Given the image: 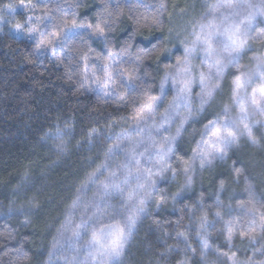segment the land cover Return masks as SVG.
Segmentation results:
<instances>
[{"label":"trees","instance_id":"obj_1","mask_svg":"<svg viewBox=\"0 0 264 264\" xmlns=\"http://www.w3.org/2000/svg\"><path fill=\"white\" fill-rule=\"evenodd\" d=\"M218 2L45 0L57 18L53 24L65 17L74 18L78 24L95 25L101 13L109 12L114 21L106 39L74 29L77 34L62 39L53 52L51 48L37 51L35 40L18 35L20 30L15 27L16 32L5 27L27 21L28 17L33 18L31 27L35 26V17L42 16L45 4L38 0H0V15L4 17L0 26V264L91 263L85 260L87 237L75 225L89 217L99 218L101 211H111L123 203L118 192H103L100 181L115 171V183L123 187L126 169L120 165L127 162L128 142L121 149H114L110 160L106 161L105 152L118 137L127 135L136 140L138 130L135 125L130 127V107H124L113 97H103L95 85L81 87L82 57L87 54L92 62H97V55L107 57L111 50L120 60L119 53L129 42V36L139 33L130 41L131 47L123 58L133 61L140 49L157 45L155 51L143 58L140 75L145 86L152 89V95H159L164 70L181 57L169 40V29L175 27L176 33L184 19L207 13ZM161 3L165 5L163 9L159 7ZM57 5L61 6L59 10ZM157 14L161 23L152 25L151 18ZM253 22L249 34L264 33V19L255 16ZM47 30L57 28L49 26ZM250 43V50L239 61L244 69L252 64L254 54L264 52V41ZM164 48L170 49V54L157 59ZM237 74L236 68L227 69L214 99L185 123L173 145L176 155L170 159L174 168L182 166L176 162L177 156L186 160L192 155L203 125L222 115L223 105L230 102L231 82ZM169 99L167 90L159 111L164 110ZM57 129L62 131L58 133ZM93 129L96 131L90 141ZM253 134L257 144L242 137L223 159L217 158L204 168L197 163L191 173V185L185 184L182 173L173 176L168 171L155 176L156 192L166 193V202L157 206L155 197L147 201L145 213L137 219L123 252L109 264H178L184 260L188 264H228L225 257L216 254V249L235 253L242 264H264V235H258L255 241L241 240L237 235L229 244L224 233L225 221L246 222L251 218L246 215L247 206L240 207L247 204L250 192L255 193L256 207L264 210V125H253ZM138 158L143 166H148L145 157ZM105 162L108 168L102 169L103 174L95 182L89 180V174ZM235 169L242 170L239 176ZM217 198L222 205L217 206ZM218 210L223 220L216 221ZM202 211L214 221V227H208L212 250H206V258L201 256V241L195 235V223ZM103 222H109L107 217ZM74 229L79 235H74ZM179 232L189 236L191 248L185 247Z\"/></svg>","mask_w":264,"mask_h":264},{"label":"snow or ice","instance_id":"obj_2","mask_svg":"<svg viewBox=\"0 0 264 264\" xmlns=\"http://www.w3.org/2000/svg\"><path fill=\"white\" fill-rule=\"evenodd\" d=\"M38 2L45 4V11L42 16L35 17V26L27 28L29 37L36 41L37 51L51 48L55 52V48L62 39L77 34L73 31L74 29L87 31L92 36L105 39L112 30L114 21L110 12L101 13L95 25L78 24L74 18L69 20L65 17H61L58 24H53L57 18L53 16L51 9L47 8L45 0H38ZM6 7L13 8L12 5H6ZM60 7L57 5L58 10ZM159 7L163 9L165 5L161 3ZM236 7L237 5L228 2V0L210 6L211 13H213L212 18L193 29L191 41H181L182 56L164 70L160 79L159 95H152V89L145 86L140 75L143 58L155 51L157 45H153L152 49H140L133 61L123 58L128 52V48L131 47L130 41L139 33L129 36V42H126L125 47L119 53L120 60L115 58L116 54L111 50L108 51L107 57L97 55L95 57L97 62H92L87 54L82 57L81 87L88 84L95 85L103 97H113L124 107H130V127L135 125L138 134L147 129V135L140 140H134L127 135L118 137L117 141L111 144L105 152L106 161L110 160L113 150L121 149L125 141L128 142V147L125 150L127 162L122 161L120 165L126 169L123 187L115 183L117 178L115 171L109 172L104 180L100 181L103 192L109 190L118 192L123 203L119 208L111 211H101L99 218L89 217L88 220H82L81 223L75 225V229L84 230L87 237L85 246L94 250L92 253L94 260L97 257L101 258L100 264H107L110 258L121 255L137 219L142 213H145L146 203L149 199L155 197L157 206L166 202L167 194L156 192L155 176H161L168 171H171L173 176L182 173L185 176V184L191 185V173L197 163L200 168H204L205 165L217 158L223 159L228 149L237 145L242 137H247L252 144L258 143L253 134V125H264V53L254 54L251 59L255 61V64L247 70L240 65L239 61L242 54L246 50H250V41H264V33L249 35L256 12L264 15V6L248 4L247 7L255 11L249 12L241 20L236 19L240 15L238 12L222 11V9H235ZM3 19V15H0V20ZM144 19L147 23L148 18ZM32 20V17H28L26 23L30 24ZM160 23L159 14L151 18L152 25ZM49 26L55 27L57 30L49 32L47 30ZM14 27L17 30H22L25 25L16 23ZM261 46H264V43ZM165 54H170V49H162L156 58L159 59ZM197 54L200 59L199 65L193 63ZM128 63H132L134 66L127 68ZM229 68H236L238 72L231 82L230 102L223 105L222 115H217L203 125L199 130L200 139L192 148V155L186 160L177 156L176 162L182 166L174 168L170 159L176 155L174 141L181 135L182 129L190 117L203 110L214 99L216 92L221 88L226 70ZM197 83L200 92L196 94L198 103L195 105L196 111L194 112L192 91L193 86ZM169 84L174 90V95L168 101L163 112H159L160 106L165 102L166 87ZM158 115L159 121L156 119ZM176 121L179 123L174 132L169 131L168 135L160 136L159 139L153 135L154 131L159 132L161 129L167 131L165 125ZM61 131V129H57L58 133ZM95 131L93 129L90 133V141L93 139ZM123 131L128 132L127 129ZM140 148H143V151H138ZM138 157H145L148 166H143ZM107 168L108 164L105 162L94 169L88 179L95 182V178L103 174L102 169ZM153 168L156 169L155 172H153ZM235 172L239 176L242 170L235 169ZM220 188H224V181L220 182ZM255 200V193L250 192L247 204L240 205V207L247 206L246 215L251 217L246 222L239 219L224 222L225 240L229 244L237 235L241 240L249 241H255L258 235H264V210L256 207ZM216 204L220 206L222 201L217 198ZM105 217H107L108 223L103 222ZM215 218L216 221L223 220L221 211L215 212ZM89 225L92 226L89 227ZM210 226L214 227V221L209 219L207 212L202 211L195 223V235L201 241V256L203 258H206V250H212L208 241V227ZM75 229L73 230L74 235H79ZM177 235L183 238L186 248H191L188 243L189 236L185 232H179ZM192 251L195 252V249ZM215 251L218 256L225 257L228 264H242L235 253L230 255L219 249ZM178 264H188V261H180Z\"/></svg>","mask_w":264,"mask_h":264},{"label":"rangeland","instance_id":"obj_3","mask_svg":"<svg viewBox=\"0 0 264 264\" xmlns=\"http://www.w3.org/2000/svg\"><path fill=\"white\" fill-rule=\"evenodd\" d=\"M222 2H225V0H221V1L219 0L218 3H222ZM228 2H231L233 4L235 2H237V4H236L237 7L235 9H222V11L223 12H228V11L238 12L240 15L238 17H236L237 20H241L245 16H247L249 12L255 11L254 9H249L247 7L248 4L251 3V4H256V5H262V6H264V1L263 0H228ZM212 15H213V13H211V9H209L207 13L204 12V13L198 15L197 17H193V18L191 17L189 19L188 18L187 19H184L181 22L180 28H179V30L176 33H175V27H171L169 29V36H170L169 40L173 44V49L177 47L179 49V51L181 52V56H182V54H183V45L181 44V41H191V39L193 38V29L196 26H198L200 23H202V22L206 23L209 19L212 18ZM216 15H219V14H216ZM255 16H259V18L261 17L262 19H264V15H261L259 12H256ZM255 16H254V18L252 20V27L254 25V22L253 21L255 19ZM1 23H2V20H0V26H1ZM245 23H247V21H245ZM21 24H24L25 27L22 30H20L19 32H16L14 30V25L15 24H10L9 23L5 27L9 31H11V32H16L18 35H21V36L26 37V38H30L29 35H28V33H27V28L28 27H31V23L29 24V23H26V21H22ZM74 31H78V30H74ZM249 33H250V30H249ZM193 63L196 64V65H199L200 64L199 54H197V58L193 61ZM254 64H255V61L252 60V64L249 65L247 68H245V70L251 68ZM167 90L170 93V99H171V97L174 95V90H173L171 84L167 85L166 91ZM199 92H200V87H199V85L197 83V84H195L193 86L192 103H194L195 101L197 102V100L195 99L196 97H194V94L195 93H199ZM166 106H167V104H166ZM159 112H163V111H159ZM156 119H157V121H159V119H160L159 115L156 117ZM149 123H151V121H149ZM178 123H179V121H176V122L171 123L170 125H165V128L168 129L167 131L174 132L175 131V128L178 125ZM145 131L147 132V129H145ZM167 131H165V129H161L159 132H155L154 131L153 132V135L160 134L157 137V139H159L160 136L168 135V134H164ZM136 135H137V137L135 139L136 140H140V139H143L147 134H144V132H143V133H140V134L136 133ZM142 150H143V148H142ZM84 250L87 251V254L85 253L87 255V257H86L85 260L91 262L92 264H100V259H101L100 257H97V259H95V260L92 258V253L94 251L92 248L86 247ZM114 258L115 257L110 258L107 261V264H109V262L112 259H114ZM91 263H88V264H91Z\"/></svg>","mask_w":264,"mask_h":264}]
</instances>
